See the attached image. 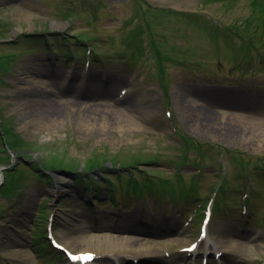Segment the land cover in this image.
Returning a JSON list of instances; mask_svg holds the SVG:
<instances>
[{"label": "rangeland", "instance_id": "rangeland-1", "mask_svg": "<svg viewBox=\"0 0 264 264\" xmlns=\"http://www.w3.org/2000/svg\"><path fill=\"white\" fill-rule=\"evenodd\" d=\"M231 1L214 0L208 5L204 3L202 10L199 8L202 0H0V125L6 121L7 135L12 136L14 141H26L20 146L23 149L6 148L9 158L2 160L0 154V164L6 166H0V172L20 166V171L13 177L21 180L16 183V191L9 188L10 192H0V264H45V257L41 256L45 248L37 250L39 242L35 243V239L39 240L37 234L43 232L48 220L52 223L56 239L72 252H80L86 250L80 247L74 237L80 225V232L96 233L100 227L106 226L112 229V233L119 235L117 228L121 227L123 220L125 227H136L138 224L137 229L141 227L152 230L151 223L172 218L174 209L168 199L164 197L163 200L158 198L153 201L146 192L143 194L142 207L136 206L132 210L129 205L133 199L128 195H119V206L115 210L110 206V198L106 197L108 189L99 182H106L105 177L116 175L125 179L128 174L137 175L139 181L146 176L171 178V164L166 160V155L168 159L179 156L176 149L179 146L178 139L171 135L175 129L182 136L196 142L218 147L208 150L207 159L202 163L206 164L198 181V191L202 197L213 188V175L218 163L226 162L227 202L233 215L213 214L208 224L211 235L208 242L216 244L217 240L220 243V232L230 230L243 242L244 250L240 254L224 255L222 261L225 264H256L255 261L264 259V229L258 222L264 216V177L259 173L252 174L255 190L251 204L253 216L244 220L241 215V219L237 220L238 209L234 208V203L238 202L241 179L226 155L223 157L215 154L223 148L251 156L264 155V88H250L244 78L240 84L239 73L229 62L222 70L223 73H216L222 58L235 57L237 54L238 48L232 44L234 36L257 40L258 30L264 27L258 20H252L250 28L253 29V36L248 37L246 22L237 21V17L243 18L247 13L246 6H241L244 0H240V5L234 8L229 3ZM204 11L212 14V21L203 16ZM44 34L51 37L48 45L54 49V54L49 50L44 51L45 40L41 38ZM59 36L71 40H84L82 37L89 40L96 63L88 69L82 68L80 53L74 64L72 60H64ZM124 36L129 43V49L125 51L119 38ZM142 44L154 68L157 70L159 67L164 74L167 72L168 90L165 98L158 87V79L152 74L154 70L150 63L135 68L128 65L125 67L116 60L121 59L117 54L122 53L126 56L124 60L129 56H138ZM252 44L257 45L254 42ZM74 45L71 44V47ZM76 47L73 49L78 52L79 48ZM33 60H41L45 74H54L56 77L49 84L57 87L58 98L55 100L60 109V117L50 124L41 121L28 108V102L43 96L40 91L33 90L35 83H28L30 74L25 64ZM101 60H104L107 75L114 82H122L118 85L111 82L108 85L104 92L111 91V97H115L120 88L127 86L128 78L133 81L124 95L131 105L122 108V112L134 122V128H127L128 122L122 119L111 121L106 127L101 125L104 122L101 117V122L92 125H85L80 119L83 112L76 108L69 89H80L78 77L81 74H87V78L100 87L98 77L102 69ZM169 64L173 65L167 68ZM256 65L263 68V71H255L254 67L247 71L245 79L264 84V63L259 65L256 62ZM66 71L72 73L67 77L68 80L63 77ZM210 73L214 77H210ZM45 80L48 81L47 78ZM111 99L101 97L92 103L111 105L115 103ZM88 101L82 102L85 104ZM167 111L170 121L165 115ZM196 113H200V118L194 116ZM206 123L215 124L217 130L202 128ZM2 143L0 141V147ZM156 153L162 154L161 159L155 161ZM115 155L117 160L113 162ZM133 157H141L142 163L133 168H119L122 162L132 165ZM89 159H93V163L96 160L104 161L106 168L90 169ZM194 159L195 154L189 152V164L181 168L184 176L193 173ZM55 162L62 163L65 168L53 169L49 173L41 172L42 164L51 166ZM112 162L116 164V169H113ZM74 167L79 170L77 175H71L66 170ZM37 173H41L48 183L37 182ZM87 180L99 183L101 189L95 186L97 190L86 193ZM64 185L69 186L66 188L68 192L53 193L55 187ZM1 194L10 196L1 197ZM96 199L98 206L89 209L88 205H92V200ZM161 203L169 209L167 216L161 214ZM185 205L187 211L193 206L189 202ZM42 208L45 209L46 219L39 216ZM136 214L140 216L139 219H148L149 224H133L132 217ZM186 214L188 212L177 217V226L183 225V221L185 224L181 234L171 228L160 235L169 242L167 253L178 264H192L191 257L177 252L179 247L187 245L194 238L197 230V223L193 227L191 224L186 225ZM258 230L259 234H256ZM120 234L137 237L134 231ZM201 246L206 248L204 243ZM47 253L51 255L47 257L48 260L58 256L55 252ZM248 255L252 258L248 259ZM101 264H113V261L101 260Z\"/></svg>", "mask_w": 264, "mask_h": 264}, {"label": "bare ground", "instance_id": "bare-ground-1", "mask_svg": "<svg viewBox=\"0 0 264 264\" xmlns=\"http://www.w3.org/2000/svg\"><path fill=\"white\" fill-rule=\"evenodd\" d=\"M25 65L27 69H29L30 74V77H28V83H30V85L31 83H35L36 86H34L35 89L33 90L40 91L43 95L42 98L40 97V99L38 97L37 99L28 102L30 107H28V105L26 106L35 112L41 121L47 122L49 124L56 122L60 117V109L57 107V102L55 100V98H58V90L56 89L57 87L54 88L52 83L49 84V82H51L53 79L55 80V75L52 74V76H47L45 74L44 70L42 69L44 66L41 60H33L27 62ZM46 78L48 79L47 82L45 80ZM108 80L109 83L111 84L112 82L113 85L122 83L121 81L114 82L110 76H108ZM93 82L94 81L89 78L86 80V83L88 84L86 93L80 94V92L77 91L78 89H69L71 94L70 96L76 103V108L79 109V112H83L80 119L84 121L85 125H92L95 122H101V117L104 121L101 125L104 127H106L109 122L111 123V121H118L119 119H122L124 122H128L129 125L127 128H134L132 127L135 125L134 122L127 119V117H125L122 112V108L125 109L127 105H131L129 99H127V96L121 99H119L116 95L115 97H111V91L104 92L107 89L102 90L97 85L95 86ZM101 97L106 99L112 98L111 100L115 103H111V105L92 103ZM87 99L89 100L88 103L83 104L84 102L82 101ZM118 107H120V109H118ZM194 116H196V118H200V113H196ZM202 128H214L217 130V126L213 123H210V125L207 123L203 124ZM66 188H69V186L64 185L63 187H55L53 193H66L68 192ZM134 220L135 219H133V224ZM172 223L173 222L170 221L169 224ZM120 225L121 227L117 228L118 232L124 233L125 231H134V233L137 234V237H131L120 233L117 235L112 233V229H108L106 226L100 227L99 231L96 233L92 231L80 232L81 225L77 227V233L74 237L78 243H80V247L86 249L80 252H92L96 255V258L112 259L115 264H130L128 259H139L137 264H164L166 262L165 252L168 249V241L162 239V236H160L166 232H155L154 234L148 235L145 233V231H142V229H137V226H133L134 228L132 226L125 227V220H123ZM177 229L179 230L180 228ZM218 241H220V243L218 242L217 244L212 245L215 249V252L232 255L240 254L242 249L244 250L243 242L237 235H233L232 231L230 230L220 232Z\"/></svg>", "mask_w": 264, "mask_h": 264}, {"label": "trees", "instance_id": "trees-1", "mask_svg": "<svg viewBox=\"0 0 264 264\" xmlns=\"http://www.w3.org/2000/svg\"><path fill=\"white\" fill-rule=\"evenodd\" d=\"M253 5L254 6H259V7H262L263 6V0H254L253 1ZM6 120H8V119H6ZM10 130V129H9ZM7 131H8V127H7V125H6V121H5V123L4 124H2V125H0V132H1V134L3 135V138L5 139V143H6V146H7V148L9 149H14V148H16V149H19L20 148V146L21 145H23V144H25L26 143V141H24V140H16V141H14L13 139H12V136L11 137H9L8 135H7ZM11 131V130H10ZM0 141H2L1 140V138H0ZM20 149H23V148H20ZM0 154H2L1 155V157H2V160H4L5 158H9V154L5 151V149L2 147V144H1V147H0ZM3 155H5V156H3ZM56 158V157H55ZM0 162H1V160H0ZM3 163V162H2ZM1 165H3V164H0V166ZM126 165L125 164H121L120 165V167H125ZM133 166V165H132ZM62 168V169H64L65 167L63 166V164L62 163H53L51 166H46L45 164H43V170L44 171H51V170H53V169H58V168ZM90 169H92V170H95V169H100V168H102V167H104V165H103V162L101 161V162H99V160H96L94 163L93 162H91L90 164H89V166H88ZM37 168H38V166H37ZM132 168V167H131ZM20 166L18 167V168H15L14 170L13 169H8L4 174H5V179H6V181H5V184L2 186V187H0V192H6L7 190H8V192H10L9 191V188L11 189V191H13V189L15 190V186H16V183L18 182V181H20L21 182V180H18V179H16V178H14L13 176L15 175V173H18L20 170ZM66 170L67 171H71V172H74V171H76L77 169L74 167V168H66ZM36 176H37V179H42V175L41 174H39V173H37L36 174ZM23 181V180H22ZM137 189H139L138 187H137ZM221 194H223V190H222V192H221ZM2 195V194H1ZM3 195H5L6 196V194H3Z\"/></svg>", "mask_w": 264, "mask_h": 264}]
</instances>
